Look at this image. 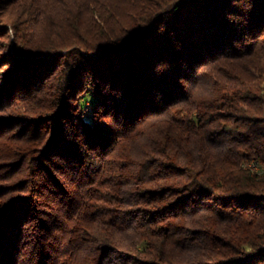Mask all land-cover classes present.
Here are the masks:
<instances>
[{
  "label": "trees",
  "instance_id": "trees-1",
  "mask_svg": "<svg viewBox=\"0 0 264 264\" xmlns=\"http://www.w3.org/2000/svg\"><path fill=\"white\" fill-rule=\"evenodd\" d=\"M1 32L0 264H264V0H0Z\"/></svg>",
  "mask_w": 264,
  "mask_h": 264
},
{
  "label": "rangeland",
  "instance_id": "rangeland-1",
  "mask_svg": "<svg viewBox=\"0 0 264 264\" xmlns=\"http://www.w3.org/2000/svg\"><path fill=\"white\" fill-rule=\"evenodd\" d=\"M8 39H7V37L5 36V35H3L2 34V32H1V34H0V49H2L3 47L1 46L4 42H6ZM9 72V67L7 66V64H5V61H0V92H1V86H2V84H3V79H4V76H6V74ZM42 101H41V99L40 98H38V97H34V98H31V99H29V100H26V101H24V102H20L18 105H23L25 108H27L29 111L27 112L29 115H34V113H36L35 111L37 110L38 112H39V110H41V108H42ZM84 112L85 113H90V110L89 109H86V110H84ZM7 114H11V115H13V112H9V111H7V112H5V113H3L2 115L0 114V119H2V118H4V117H6V116H8ZM17 128H20V127H17ZM17 128H14L13 130L15 131V130H17ZM13 144H14V142H12V141H7V142H5L4 140L3 141H1L0 142V154H1V152L4 150V148H5V146H6V148H8V147H13ZM4 153H6V154H8V156L7 157H5V159H7V158H13L14 156H11V152H4ZM0 158H2V156L0 155ZM6 162V161H5ZM7 165L8 164H4V161L2 160V159H0V173L1 172H4L5 170H8V173L6 172V173H4V174H6V176L7 177H5V178H2L1 176H0V186H4V180L6 179V178H9V177H11L12 176V178L10 179V182H15L16 180H17V176H14V174L13 175H11L12 173H10L9 171H10V169H8V167H7ZM9 182V181H8ZM1 198H2V195L0 196Z\"/></svg>",
  "mask_w": 264,
  "mask_h": 264
},
{
  "label": "built area",
  "instance_id": "built-area-1",
  "mask_svg": "<svg viewBox=\"0 0 264 264\" xmlns=\"http://www.w3.org/2000/svg\"><path fill=\"white\" fill-rule=\"evenodd\" d=\"M255 167H263V166H259L258 163L254 161L244 164V169H247V170L253 169Z\"/></svg>",
  "mask_w": 264,
  "mask_h": 264
},
{
  "label": "bare ground",
  "instance_id": "bare-ground-1",
  "mask_svg": "<svg viewBox=\"0 0 264 264\" xmlns=\"http://www.w3.org/2000/svg\"><path fill=\"white\" fill-rule=\"evenodd\" d=\"M258 165H259V164H258ZM259 166H261V165H259ZM250 171H252V172H254V173H256V174H260L261 172L264 171V166H263V167H255V168H253V169H250Z\"/></svg>",
  "mask_w": 264,
  "mask_h": 264
}]
</instances>
